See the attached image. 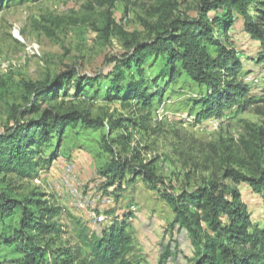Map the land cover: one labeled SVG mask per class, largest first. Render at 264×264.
<instances>
[{
    "label": "rangeland",
    "instance_id": "374dc122",
    "mask_svg": "<svg viewBox=\"0 0 264 264\" xmlns=\"http://www.w3.org/2000/svg\"><path fill=\"white\" fill-rule=\"evenodd\" d=\"M197 3L198 0H114L110 7L105 0L10 2L0 11V129L8 126L13 109L23 113L25 121H32L39 118L33 114L35 109L44 111L52 105L61 110L85 111L91 119L105 124L127 117L129 112L123 110L119 102L108 101L103 95L109 87L105 78L114 73L116 64L130 53L125 43L133 38L148 40L145 25L154 23L156 18H149L153 10L166 6L171 17L182 18L193 15ZM108 16L114 28L106 35ZM234 18L229 39L243 64L241 71L248 72L244 81L249 93L258 101L264 99V65L255 63L260 45L244 32L242 19L237 14ZM159 64L160 59L145 63L143 70L148 80ZM72 72L73 83L76 75L84 79L99 77L93 85L101 89V94L97 98L93 94L79 96L73 86L68 87L66 96L60 92L58 101L52 103L42 101L46 91L38 90L36 95L26 92L31 86L47 84L51 87L56 79L62 80ZM198 89L185 76L179 77L167 91L166 100L154 102L146 129L133 130L128 126L130 141L114 147L121 157L135 155L139 162L151 163L157 176L171 185L174 193L192 190L203 179H208L210 172L206 169H216L222 164L219 152L224 147L230 149L229 155L236 154L240 159L247 156L248 148L252 147L250 128L264 127V116L260 115L264 104L261 103L249 106L242 113L233 109L198 125L191 124L187 121L188 115H193L190 99ZM104 132V128L84 130L80 125L68 128L52 167L39 170L38 178L10 175V189L19 200L40 195L49 206L61 209L54 220L61 232L50 240L54 241L53 248L67 243L80 244L81 229L86 228L90 234L97 226L86 211L72 207L70 191L75 189L88 206L108 218L104 225L115 212H125L127 231L143 264H188L193 258L189 239L184 231L172 226L173 213L160 192L149 188L141 178L132 185L123 183L111 197L104 192V179L100 175L107 159L100 146ZM122 133L115 132L111 138ZM52 140L54 142L55 138ZM262 145L264 152V143ZM239 191L252 221L263 226V198L243 184ZM19 217V212L14 211L5 218L0 223V234L8 227L12 237ZM166 255L168 258L163 259ZM18 257L12 248L0 243V264H8Z\"/></svg>",
    "mask_w": 264,
    "mask_h": 264
},
{
    "label": "trees",
    "instance_id": "16d2710c",
    "mask_svg": "<svg viewBox=\"0 0 264 264\" xmlns=\"http://www.w3.org/2000/svg\"><path fill=\"white\" fill-rule=\"evenodd\" d=\"M14 1L0 0V11ZM105 1L110 7L114 2ZM166 8L160 7L149 14V18L156 19L145 25L148 40L133 38L126 42L129 55L105 78L109 87L104 97L119 102L129 112L127 117L105 124L91 119L85 111L61 110L52 105L44 111L35 109L33 114L39 118L32 121H25L23 113L13 109L8 126L0 129V223L14 211L20 216L12 237L8 227L0 234V243L19 255L8 264H143L127 231L124 211L115 212L107 225H97L90 234L82 228L78 236L80 244L67 243L53 248L54 241L50 240L61 232L54 220L61 209L49 206L40 195L19 200L10 189V175L38 178L39 170L52 167L65 131L77 125L84 130L105 129L100 146L107 159L100 175L109 197L123 183L132 185L137 178L161 193L173 213L172 226L184 231L189 239L193 258L188 264H264V225L252 221L239 191L241 184L246 185L264 200V152L261 150L264 127L250 128L252 147L248 148L247 156L240 159L236 154L229 155L230 149L224 147L219 152L222 164L216 169H206L210 172L208 179L192 190L175 193L171 185L157 176L151 163H141L135 155L121 157L114 149L130 141L128 126L133 130L146 129L154 102L166 100L167 91L181 76L199 88L190 99L193 115H188L187 121L193 125L220 117L225 111L234 109L242 113L251 105L264 104V99L255 101L249 93L244 81L248 72L241 71L243 64L229 39L235 25L234 14H237L242 19L244 32L260 45L255 63L264 65V0H198L193 15L182 18L171 17V11ZM112 27L108 16L106 35ZM150 59L154 62L160 59V64L148 80L143 66ZM71 76L73 72L62 80L56 79L51 87L31 86L26 92L36 95L38 90L46 91L42 101L52 103L58 101L60 92L66 96L68 87L73 86L79 96L93 94L97 98L101 94V89L93 85L99 77L84 79L76 75L73 83ZM260 115L264 116V111ZM115 132L124 133L111 138ZM111 188L113 191L109 192ZM167 258V255L163 257Z\"/></svg>",
    "mask_w": 264,
    "mask_h": 264
},
{
    "label": "built area",
    "instance_id": "2783aa9c",
    "mask_svg": "<svg viewBox=\"0 0 264 264\" xmlns=\"http://www.w3.org/2000/svg\"><path fill=\"white\" fill-rule=\"evenodd\" d=\"M72 197V207L80 210L86 211L89 219L96 225H104L108 218L103 214L97 213L93 206H88L87 203L83 200L81 193H78L77 190L73 189L70 191Z\"/></svg>",
    "mask_w": 264,
    "mask_h": 264
}]
</instances>
